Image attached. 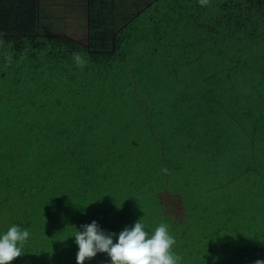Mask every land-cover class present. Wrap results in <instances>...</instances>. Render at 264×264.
Instances as JSON below:
<instances>
[{
  "label": "trees",
  "instance_id": "trees-1",
  "mask_svg": "<svg viewBox=\"0 0 264 264\" xmlns=\"http://www.w3.org/2000/svg\"><path fill=\"white\" fill-rule=\"evenodd\" d=\"M200 128L208 149L177 140ZM233 147L185 205L194 153L217 171ZM138 219L179 264L264 260V0H0V232H29L12 264H76L81 225Z\"/></svg>",
  "mask_w": 264,
  "mask_h": 264
},
{
  "label": "clouds",
  "instance_id": "clouds-1",
  "mask_svg": "<svg viewBox=\"0 0 264 264\" xmlns=\"http://www.w3.org/2000/svg\"><path fill=\"white\" fill-rule=\"evenodd\" d=\"M74 57L77 63L81 62L79 53ZM71 237L77 245L76 264H84L97 253H106L109 264H179V255L172 248L175 237L165 222L146 231L138 219L119 233H112L104 231L93 220L77 228ZM28 238V230L15 224L0 232V264H12L21 255ZM255 264H264V260H257Z\"/></svg>",
  "mask_w": 264,
  "mask_h": 264
},
{
  "label": "rangeland",
  "instance_id": "rangeland-1",
  "mask_svg": "<svg viewBox=\"0 0 264 264\" xmlns=\"http://www.w3.org/2000/svg\"><path fill=\"white\" fill-rule=\"evenodd\" d=\"M72 28H74L75 26H70ZM82 26H78L76 25V28H81ZM84 27V26H83ZM79 33L80 35H84L85 32L84 31H81L79 30ZM76 37H79V36H76ZM122 66V67H121ZM119 67L120 68V71H123V72H127L126 71V67L127 65H124V64H121ZM118 67V69H119ZM131 64L129 66V68H131ZM167 113L166 116L168 117L171 113V110L168 109L167 110ZM199 117L200 118H204L203 115L201 114V112H199ZM176 134H177V140H180L179 142H181L182 144H185V143H188V142H194L195 145L199 146V147H202V148H205V149H208V144H207V139H205V134L203 133V128H200L199 132L198 133H192L191 135H185L183 133H180V132H177L176 131ZM226 153V152H225ZM198 157L200 158V160H197ZM203 158V155L200 154L198 151L194 153L193 155V158L191 159V161L194 163V165L196 166V173H193V175L191 176L190 178V185L188 187L186 186H182L183 188L182 189H185V193L188 195L189 192V196H186V195H182V198L184 200V204H188L190 201L188 199H192L193 198V191L194 190H199V188L202 190L205 188L204 184H207L208 182H210V177H214L215 178H218V174L220 171H223V172H228L229 170L232 171L233 169H231V167H229L228 163L229 162H232V163H235V162H241V153H240V150L239 149H234L231 148V150L229 152L226 153V155L224 154L223 156V159L226 158L225 160L223 161H219V165L216 166L217 167V171L215 170H210L209 169V166L207 165L208 163V156L206 158H204L203 160H201ZM229 168V170H227L226 168ZM175 188H179L181 185L178 184V183H175L174 184ZM208 185V184H207Z\"/></svg>",
  "mask_w": 264,
  "mask_h": 264
},
{
  "label": "crops",
  "instance_id": "crops-1",
  "mask_svg": "<svg viewBox=\"0 0 264 264\" xmlns=\"http://www.w3.org/2000/svg\"><path fill=\"white\" fill-rule=\"evenodd\" d=\"M83 2H85V0H83Z\"/></svg>",
  "mask_w": 264,
  "mask_h": 264
}]
</instances>
